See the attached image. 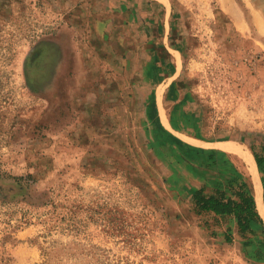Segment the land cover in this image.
I'll return each instance as SVG.
<instances>
[{
	"label": "rangeland",
	"instance_id": "obj_1",
	"mask_svg": "<svg viewBox=\"0 0 264 264\" xmlns=\"http://www.w3.org/2000/svg\"><path fill=\"white\" fill-rule=\"evenodd\" d=\"M184 136L264 156V0H0V264H264Z\"/></svg>",
	"mask_w": 264,
	"mask_h": 264
},
{
	"label": "trees",
	"instance_id": "obj_2",
	"mask_svg": "<svg viewBox=\"0 0 264 264\" xmlns=\"http://www.w3.org/2000/svg\"><path fill=\"white\" fill-rule=\"evenodd\" d=\"M250 151L256 165L261 166L264 163V156H259L253 151V148H250ZM262 151L264 153V147ZM19 180H22V178H17V181ZM234 183L237 185H234ZM224 188L225 190L220 186L217 187L214 194L210 196L204 195L203 189L196 190L192 196L195 214H212L215 219L220 220L230 217L235 221L237 233L243 238L248 235L256 236L259 231L263 233V220L256 208L252 187L250 191L244 182L231 181ZM262 189L264 199V183Z\"/></svg>",
	"mask_w": 264,
	"mask_h": 264
},
{
	"label": "crops",
	"instance_id": "obj_3",
	"mask_svg": "<svg viewBox=\"0 0 264 264\" xmlns=\"http://www.w3.org/2000/svg\"><path fill=\"white\" fill-rule=\"evenodd\" d=\"M145 67L147 69H151L154 67V65L149 64ZM154 83L155 84L153 86L158 88L160 85V82L155 81ZM162 83H163V81H162ZM167 89H165L163 94L161 95L162 102H160V103L158 101L159 94L155 93V98H156V102H155L156 104L155 105H157V106H159L161 104L163 105V101L166 98L170 97L171 92H170V90H167ZM180 101H181L180 98L175 99V102H173V104L175 107L184 111V107L180 104ZM160 111H161L160 108H158L157 112L159 114V117H160V113H161ZM184 137H187V136H184ZM190 139L192 140V142H189L190 146H186L185 144H182L179 141H177V143H179V147L181 149H183L185 152H187L188 155H190V157H192V159H190V162H191L190 164L194 165L193 167H195L198 164H200V166H204L205 172H201V173L196 172L197 170L192 168L193 172L196 173L194 175H196L197 178H200L198 190L203 189L204 195H206V196L213 195L215 192V189L219 186L225 190V188H224L225 185L230 183L231 181H234L237 183L243 182L242 170L248 171V168L243 163V161L240 160L239 157L217 149L215 147V145L218 142L205 143V145H202V144H199V141L192 139V138H190ZM196 147L197 148H199V147L200 148L201 147L206 148L207 147L211 150H206L204 152H201V150H198ZM171 149L172 148H170L169 150L171 151ZM211 157H213L214 163L210 165V163L206 162V160H209ZM261 186H262V184H261ZM262 195H263V189H262ZM256 208H257V206H256ZM259 215H260V213H259ZM260 217L263 219V217L261 215H260ZM226 219L234 221V219H232L230 217H228ZM234 223H235V221H234Z\"/></svg>",
	"mask_w": 264,
	"mask_h": 264
},
{
	"label": "bare ground",
	"instance_id": "obj_4",
	"mask_svg": "<svg viewBox=\"0 0 264 264\" xmlns=\"http://www.w3.org/2000/svg\"><path fill=\"white\" fill-rule=\"evenodd\" d=\"M164 114L165 112L162 109L161 110L162 120L164 123H166V118ZM164 125L166 126V124ZM215 147L221 151H224V152H227L229 154H233L239 157L240 160H242L243 163L246 165V167L248 168L249 177L251 178V187H252V192H253L252 194L255 199L258 212L264 219V202H263L261 181H260L259 174L257 171V165L255 163L254 157L252 153L250 152L249 148L246 145L241 144L234 140L218 142L215 145Z\"/></svg>",
	"mask_w": 264,
	"mask_h": 264
},
{
	"label": "water",
	"instance_id": "obj_5",
	"mask_svg": "<svg viewBox=\"0 0 264 264\" xmlns=\"http://www.w3.org/2000/svg\"><path fill=\"white\" fill-rule=\"evenodd\" d=\"M47 47V46H46ZM45 49V47H44ZM47 51V49H45ZM50 55V53L47 51V54L45 55L42 52H36L34 51L28 58L29 63L27 65H29L31 68H33V72L37 73L41 70L42 66H43V61H45V59H47V57Z\"/></svg>",
	"mask_w": 264,
	"mask_h": 264
}]
</instances>
